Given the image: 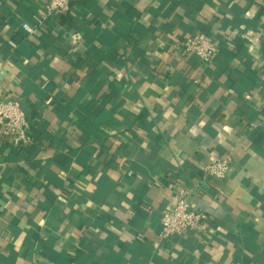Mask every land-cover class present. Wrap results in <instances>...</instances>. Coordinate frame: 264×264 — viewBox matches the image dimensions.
I'll return each mask as SVG.
<instances>
[{
	"label": "crops",
	"instance_id": "0c3cea01",
	"mask_svg": "<svg viewBox=\"0 0 264 264\" xmlns=\"http://www.w3.org/2000/svg\"><path fill=\"white\" fill-rule=\"evenodd\" d=\"M45 2L0 0V97L32 120L0 136V264H264V0ZM182 190L209 219L161 240Z\"/></svg>",
	"mask_w": 264,
	"mask_h": 264
},
{
	"label": "built area",
	"instance_id": "2783aa9c",
	"mask_svg": "<svg viewBox=\"0 0 264 264\" xmlns=\"http://www.w3.org/2000/svg\"><path fill=\"white\" fill-rule=\"evenodd\" d=\"M75 0H46L44 4L45 16L67 13ZM40 24V22L37 20ZM21 28L29 35L37 34L38 26L23 22ZM14 46L12 41H9ZM186 52L195 55L202 64H210L218 52V46L211 36L199 31L190 34L183 41ZM32 120L23 112L19 102L15 99L0 97V136L17 148L29 146L32 142ZM229 155L215 158L203 166L202 179L217 184L224 180L230 166ZM198 186V185H197ZM208 215L192 208L188 201V193L182 190L178 194L175 205L160 213V228L158 236L167 240L171 236H183L197 232L205 222Z\"/></svg>",
	"mask_w": 264,
	"mask_h": 264
}]
</instances>
